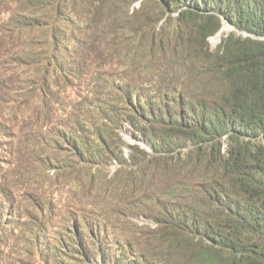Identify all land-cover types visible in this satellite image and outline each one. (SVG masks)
Returning a JSON list of instances; mask_svg holds the SVG:
<instances>
[{
	"label": "trees",
	"instance_id": "obj_1",
	"mask_svg": "<svg viewBox=\"0 0 264 264\" xmlns=\"http://www.w3.org/2000/svg\"><path fill=\"white\" fill-rule=\"evenodd\" d=\"M66 2L30 0L31 12L19 20V30H37L43 39L38 54L47 77L61 74L66 63V39L61 35ZM83 2L90 8L83 22L89 32L80 41L90 51L94 30L99 33L107 25L111 29L102 37L107 48L114 45L115 36H122V45L140 63L157 62L154 55L163 51L182 72L187 63L199 69L189 75L193 80L186 90L161 92L153 100L150 95L157 86L152 77L160 79L162 72L141 65L142 85L128 84L127 103L140 113L133 119L154 151L148 155L138 150L130 158L134 171L129 177L136 175L140 187L134 207L152 214L156 227L134 240L133 254L124 248L118 257L106 252L103 260L264 264V0H145L131 14L127 10L124 26L106 23L100 15L106 8L116 17L117 0ZM167 13H176L169 17L181 22L197 21L192 37L178 32L167 44L158 39L154 30ZM223 21L235 30L211 51L207 39L219 32ZM41 91L48 94L49 84ZM69 139L87 159V142L78 132ZM100 145L92 149L98 164L109 161V154L115 156ZM135 180L128 184L133 186Z\"/></svg>",
	"mask_w": 264,
	"mask_h": 264
},
{
	"label": "rangeland",
	"instance_id": "obj_2",
	"mask_svg": "<svg viewBox=\"0 0 264 264\" xmlns=\"http://www.w3.org/2000/svg\"><path fill=\"white\" fill-rule=\"evenodd\" d=\"M143 1L129 5L117 0L116 17L104 3L98 6L106 23L124 26L127 10L131 14ZM30 7V0H0V264H112V259L103 260L106 252L118 257L127 248L133 254L134 240L156 227L152 214L134 207L140 187L136 175L129 177L134 171L130 158L138 150L154 151L133 119L140 113L127 103L128 84L142 85L141 65L162 72L161 80L152 77L157 86L153 100L161 92L186 90L193 80L189 75L199 69L187 63L182 72L163 51L154 55L157 62L140 63L122 45V36L107 48L102 39L111 29L107 25L99 33L94 30L90 51L80 41L89 32L83 22L90 8L83 0H67L61 32L66 63L61 74L47 77L38 54L42 37L37 30H19ZM169 15L177 14L158 21V39L167 44L178 32L192 37L197 21ZM221 29L219 38L207 39L211 51L235 30L226 21ZM46 84L48 94L41 91ZM73 132L87 142V159L70 141ZM97 143L115 156L98 164L92 154Z\"/></svg>",
	"mask_w": 264,
	"mask_h": 264
},
{
	"label": "bare ground",
	"instance_id": "obj_3",
	"mask_svg": "<svg viewBox=\"0 0 264 264\" xmlns=\"http://www.w3.org/2000/svg\"><path fill=\"white\" fill-rule=\"evenodd\" d=\"M224 27H225V26H224ZM224 27H223V29H224ZM223 29H221L218 33H216V36L214 37V39H217V38L220 37V35H221Z\"/></svg>",
	"mask_w": 264,
	"mask_h": 264
}]
</instances>
